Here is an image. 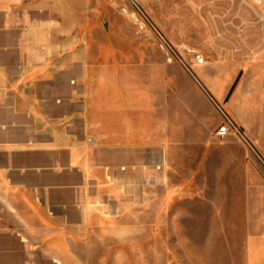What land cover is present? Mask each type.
<instances>
[{
	"label": "crops",
	"instance_id": "1",
	"mask_svg": "<svg viewBox=\"0 0 264 264\" xmlns=\"http://www.w3.org/2000/svg\"><path fill=\"white\" fill-rule=\"evenodd\" d=\"M56 3L0 0V238H13L15 228L52 227L54 205L79 212L76 198L90 193L100 176L118 179L108 188L126 195L127 171L147 174L159 149L171 157L173 149L223 148L212 135L224 113L264 159V13L256 11L255 0H214L216 46L222 50L219 38L228 40L231 66L248 70L235 78L221 59L212 80L206 63L190 70L179 61L144 58L142 52H162L153 45H136L133 59L109 54L127 47L98 45L102 58L95 59L93 47L80 51L77 44V10L70 13V27H63ZM63 34L71 37L69 44L54 41ZM123 149H137L145 158L112 157ZM145 190L139 193L142 205L147 191L154 194ZM239 192L252 205L254 196H264L254 187ZM30 232L22 231L28 243L43 242Z\"/></svg>",
	"mask_w": 264,
	"mask_h": 264
},
{
	"label": "rangeland",
	"instance_id": "2",
	"mask_svg": "<svg viewBox=\"0 0 264 264\" xmlns=\"http://www.w3.org/2000/svg\"><path fill=\"white\" fill-rule=\"evenodd\" d=\"M56 1L63 27H70V13L77 10V44L80 51L87 44L93 47L95 59L102 58L98 45L127 47L109 54L128 59L134 58L136 45H153L162 52H142L144 58L179 61L190 70L206 63L210 80L218 74L215 65L221 59L228 74H247V68L231 66L228 40L219 38L222 50L216 46L214 0ZM255 1L256 11L264 13V0ZM70 40L64 34L54 37L63 44ZM69 55L62 52L63 58ZM212 139L223 148L173 149L171 157L159 149L158 162L152 169L148 164L147 174L136 168L127 171L126 195L108 188L118 179L105 182L100 176L90 193L76 198L79 212L54 205L49 213L55 218L52 227L15 228L10 230L13 238H0V257H12L0 259V264H264V196H254L252 205L251 197L239 192L264 189V159L233 133L218 138L214 132ZM97 156L100 162L106 160L101 151ZM112 157L134 162L145 158L137 149H123ZM141 188L154 189L152 198L147 191L143 205ZM22 231L41 236L43 242L28 243Z\"/></svg>",
	"mask_w": 264,
	"mask_h": 264
},
{
	"label": "built area",
	"instance_id": "3",
	"mask_svg": "<svg viewBox=\"0 0 264 264\" xmlns=\"http://www.w3.org/2000/svg\"><path fill=\"white\" fill-rule=\"evenodd\" d=\"M134 2L138 4V0H134ZM231 132L240 139L246 142L248 141L243 131L238 127V125H236L235 122L224 113V122L219 125L216 134L220 137H225Z\"/></svg>",
	"mask_w": 264,
	"mask_h": 264
},
{
	"label": "bare ground",
	"instance_id": "4",
	"mask_svg": "<svg viewBox=\"0 0 264 264\" xmlns=\"http://www.w3.org/2000/svg\"><path fill=\"white\" fill-rule=\"evenodd\" d=\"M200 58V57H199ZM200 62V60H198ZM202 62H204V59L201 60Z\"/></svg>",
	"mask_w": 264,
	"mask_h": 264
}]
</instances>
